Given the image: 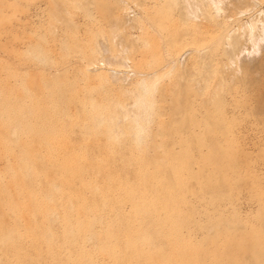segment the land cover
<instances>
[{
    "label": "rangeland",
    "instance_id": "obj_1",
    "mask_svg": "<svg viewBox=\"0 0 264 264\" xmlns=\"http://www.w3.org/2000/svg\"><path fill=\"white\" fill-rule=\"evenodd\" d=\"M219 5L0 0V264H264V131L220 63L264 0Z\"/></svg>",
    "mask_w": 264,
    "mask_h": 264
},
{
    "label": "bare ground",
    "instance_id": "obj_2",
    "mask_svg": "<svg viewBox=\"0 0 264 264\" xmlns=\"http://www.w3.org/2000/svg\"><path fill=\"white\" fill-rule=\"evenodd\" d=\"M211 2L213 4L212 7H214L215 10H219L221 8L222 9L224 8V7L219 5L221 0H211ZM220 11H222V10H220ZM207 12H209V11H207ZM206 14H209V13H206ZM211 17H212V15H211ZM117 19H118V17H117ZM120 19H122V18H120ZM204 20H205V18H204ZM116 22H118V21H116ZM218 24H220V23H218ZM211 31L214 32V30H211ZM244 35H246V38H245L246 41L250 42V49L245 48L246 46L245 47L242 46L243 47L242 49L237 48L238 46L240 47V45L238 44L239 36L238 37L237 36L236 37H227V42L225 44H227L228 49L226 47H223L222 49H220V63L223 66V68L228 69V70H230L233 67L234 68L233 71H236V74L234 73L235 75H238L237 73L239 71H241L243 73V76L240 74L242 76V78L244 79V80L242 79L244 81V83H243L244 85L242 84L244 87V97H243V100L241 102V108L243 110L244 115L252 117L244 125L245 128H249V129L254 128L255 130H260V131L263 130L264 131V17H262V16L258 17L255 15V17L251 18V20L249 21V23L247 25V30L245 31ZM224 36L225 35H223V37ZM227 36H228V34H227ZM206 38H208V37H206ZM214 41L215 40H213V42ZM246 41H243V42H246ZM213 45H215V44H213ZM123 48L124 47H122V49ZM257 52H258V56L256 55ZM252 53H254V54L256 53L255 55L257 57H251V59H249V60H246V58L244 57L243 60H245L246 64L240 65V61H241L240 57L243 56L242 54H246L245 56H248L249 54L253 55ZM252 60L256 61L255 65L253 67L254 73H255L254 77H252L253 75H251V77H250L249 71H248V63H250ZM87 65H89V64H87ZM250 74H252V73H250ZM240 75H239V77H240ZM233 78H235V77H233ZM231 81H232V79H231ZM231 81H229V82H231ZM195 83L196 84L194 85V89H195V92H194V101H195L194 102V111L196 113V117H195V121L193 124L194 129H196L197 131L204 132V133H212V132H214V130L216 132H224L226 128L222 122V117L219 115V112H218L219 106L217 104V99L219 96V83L217 82L214 85H208L210 83H208L207 77L204 78L202 85L198 86V81H195ZM220 86H221V84H220ZM221 90H220V93H221ZM182 91H183V89H182ZM179 92H181V91H179ZM212 143L214 144V146H216L215 142H212Z\"/></svg>",
    "mask_w": 264,
    "mask_h": 264
}]
</instances>
